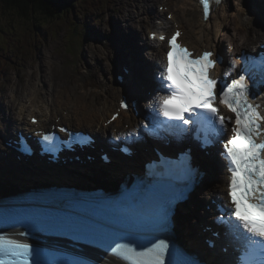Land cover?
<instances>
[{"label":"snow or ice","instance_id":"obj_1","mask_svg":"<svg viewBox=\"0 0 264 264\" xmlns=\"http://www.w3.org/2000/svg\"><path fill=\"white\" fill-rule=\"evenodd\" d=\"M198 2L204 20H208L212 4L219 6L223 0ZM180 35L177 31L167 39L168 51L160 62L161 91L167 94L153 98L149 105L155 114L153 126L143 124L142 127L153 136L174 137L194 128L197 139L207 147L220 141L228 130V122L232 123L231 135L222 141L220 151L229 175L226 192L217 205L220 215L216 223L236 249L234 264H264V114L259 111V104L249 101L250 81L255 82L256 74L264 84V57L249 61L242 56L245 60L242 74L231 82H221L210 75L221 61L213 58L212 51L194 54L177 42ZM150 38L156 40L157 33L152 32ZM158 38L166 39L163 34ZM235 68L233 63L231 70ZM217 104L233 113L234 121L222 115ZM120 107L127 109L128 105L122 100ZM32 123H37L36 119ZM201 132L203 137L199 135ZM38 135L47 151L56 150L54 134ZM128 135L135 137L137 133ZM156 168L160 171L150 173L154 178L151 182H142L119 199L105 202V209L115 217L112 227L71 219L61 226L90 237L111 254L115 264H193L168 240L152 237V232L166 227L171 206L187 191L194 171L186 156L175 161L162 160ZM177 180L184 183L179 190L174 184ZM26 236L24 232L0 235V264H86L77 259L42 260L41 253L26 241Z\"/></svg>","mask_w":264,"mask_h":264},{"label":"rangeland","instance_id":"obj_2","mask_svg":"<svg viewBox=\"0 0 264 264\" xmlns=\"http://www.w3.org/2000/svg\"><path fill=\"white\" fill-rule=\"evenodd\" d=\"M144 1L82 0L80 4L74 5V10L67 12L63 9L54 20L56 27L46 26L48 29L43 27L42 18L35 20L32 17L20 16L17 12L6 9L0 1V90L8 87V79L11 78L9 86H14L13 89L22 94L20 97L26 99L27 93L32 92V85L44 87L42 97H46L48 93H52L51 86L45 82L48 79L55 81L56 85H77L88 97L96 95L97 99L109 98L114 92V81L113 78H108L109 73L105 76L108 82L105 81V86L100 89L93 85V82L98 79L99 73L110 70L108 60L115 59L109 41L112 28L117 30L119 38L131 31L140 30L137 23L129 20V24H126L124 20L136 16L134 11L144 6ZM235 1L233 0L231 20L228 21L232 22V25L226 22L223 27H215L214 32L212 31L214 37L222 41L223 47L228 38L234 35H245L250 30L253 32L251 37L255 38L254 32H258L255 26L257 17L251 16L254 9L239 7ZM94 6L95 13L89 17L88 13L94 10ZM119 6L123 7L121 13ZM173 9L182 13L184 20H187L188 7L183 5V2H177ZM240 13L247 17L244 24L239 19ZM91 18L92 21L87 22ZM233 22H239L238 26H242L241 33L235 29ZM117 51L118 48L115 49V52ZM134 65H137L136 62ZM5 103L8 101L0 99V107ZM0 117H4L1 108ZM192 224L194 223L190 221L189 225Z\"/></svg>","mask_w":264,"mask_h":264},{"label":"bare ground","instance_id":"obj_3","mask_svg":"<svg viewBox=\"0 0 264 264\" xmlns=\"http://www.w3.org/2000/svg\"><path fill=\"white\" fill-rule=\"evenodd\" d=\"M159 1H161V5L168 7V9L171 12H172V7L177 2L180 3L183 2V5L188 7V11L186 15L189 21L188 24L189 26L186 27L187 29L186 35L188 39L190 41H192L193 39L199 40L198 37H200L201 38L199 40L200 45H204L205 43L212 47L220 48L221 45L220 41L211 37V33L215 27L218 28L219 26H222L224 25V23L231 20V16H232L231 14L233 12V0H225L220 6H218L208 22H205L203 20V16L201 13L202 7L199 4L198 0H159ZM154 2H155L154 0H145L144 6H146L149 9H153L154 4H156ZM250 2L251 0H239L238 5L239 7H246V5ZM253 2L256 5L260 4L259 0H253ZM260 9L264 11V2H261ZM172 14H173V22H169L168 19L161 20V22H159L158 25L155 26L156 30L154 31L155 32L163 31L170 33L173 32L176 29V25H179L181 22H183V15L180 12H172ZM136 18L139 21L140 26L143 27L150 26V22L146 20L144 12H139L138 15H136ZM246 19L247 17L245 19H242L243 24L246 23ZM228 23L230 26L232 25V22H228ZM233 24L236 26L235 29L240 31L242 30V26L240 25L238 26L239 22H233ZM154 31H150V32H154ZM112 32L113 33L111 37L115 39V43H114L115 49L118 48L117 52H115V49L113 51V55L115 56V59L108 60L110 61L108 65V68L110 70L104 71L101 74L99 73L98 79L93 82V85H95L100 89V87L105 86V81L108 82V78L109 79L113 78L114 95L111 99L110 98L97 99L96 95H94L93 97L91 96L88 97V95L84 91H81L77 85L74 84L70 85L67 83H63L62 85H56L55 81L53 82L48 79H46L45 82H47V84H49L52 87V88L50 87V89L54 92V94L52 95V97L49 96L50 95L49 93L47 94L46 97H42L44 94L43 92L44 87L42 86L34 87L31 84L32 86L30 87V89L32 90V92L27 93L26 100L25 98H22L23 96L20 97V95H22L21 93H18L19 97H17V100L14 99L16 100V102H18L16 107L12 103L8 104L7 106H4L6 113L9 115L5 117V119L2 122H0V142L2 137L7 136L11 132V129L12 130L16 129L17 127V124L15 122L16 119L17 120L23 119L22 117L26 116L27 113H38L41 117V122H40L41 127H45V126L48 127L47 125H50L51 127L53 124H57L56 123L57 118H61L62 122L65 124L85 126L83 130L90 131L92 133L99 132L100 134L109 135L111 131H114V129H112L111 127H106L104 123L110 118V116L113 114L116 108L119 107L117 103L118 101L120 102L119 98H121V95L126 93L129 88H133L135 92L140 93L141 85L143 86L146 83L147 79L151 75L152 69L156 67V65L159 63V60L162 57H164V55H163V45L159 42L150 41L151 49L147 51V54L143 59L139 47H137L134 44V42L136 41V37H134L133 34L120 37L119 40V37L117 36V30L112 28ZM136 33H139V31H137ZM248 38L249 35H246L244 37L245 39L244 41L248 40ZM122 46L125 48L123 49ZM108 48L110 49L109 46ZM135 62L137 65L133 66L134 77L121 84V82H119L117 78L120 75V72L122 71L123 64L126 63V69L129 70L130 63L135 64ZM106 73H109L110 76L105 80ZM114 78L116 79V81ZM51 79L54 80L53 77H51ZM35 83L37 82L35 81ZM101 93H103V91H101ZM130 115H131V110L129 111V113H123L121 118L118 121H115V125H116L115 127L118 128L122 120H126L129 117L136 118ZM7 126L9 128V131L4 132V129ZM29 126L31 128H35V126L31 124V122L27 121V118H24L22 122V127L29 128ZM10 152L14 153L13 150ZM213 168L216 167L213 166ZM4 171L5 170L1 172L2 174H0L1 175L0 179L4 178L5 180H9V182L0 181V197H3L5 195L12 193L13 191H16V188L18 187L16 182L11 179L13 176H15L13 170L10 169L5 173ZM38 174L44 176L41 173ZM88 175L89 174L86 172H79L77 175L73 177L77 181L78 177H84L85 179H87ZM117 177L118 176L111 173V171L105 172L104 174L99 173L98 177H96L94 180L89 179V183L85 181L83 186L89 187L90 185H96V183L99 181L110 187H118L121 180L118 179ZM50 180L51 179H49L48 181ZM76 183L82 184L80 182H76ZM24 185H26V183ZM197 202H199V205L197 207L195 206L193 210L188 211L190 212L189 214L198 215V212H202L206 208L205 200L203 198L200 199L197 198ZM209 212L210 214L213 215L212 210H210ZM176 220L181 224L182 215L178 214ZM208 220L209 218H207V221ZM186 228L188 229V227H185V229ZM218 243L220 249H223L225 247L223 246V242L221 240H219Z\"/></svg>","mask_w":264,"mask_h":264},{"label":"trees","instance_id":"obj_4","mask_svg":"<svg viewBox=\"0 0 264 264\" xmlns=\"http://www.w3.org/2000/svg\"><path fill=\"white\" fill-rule=\"evenodd\" d=\"M6 9L17 12L23 17H32L35 20L42 18L45 23L50 21L54 25V20L59 17L65 6V0H0Z\"/></svg>","mask_w":264,"mask_h":264}]
</instances>
